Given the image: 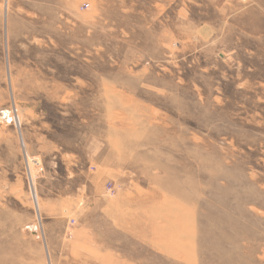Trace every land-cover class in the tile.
<instances>
[{"label":"rangeland","instance_id":"374dc122","mask_svg":"<svg viewBox=\"0 0 264 264\" xmlns=\"http://www.w3.org/2000/svg\"><path fill=\"white\" fill-rule=\"evenodd\" d=\"M0 264H264V0H0Z\"/></svg>","mask_w":264,"mask_h":264},{"label":"bare ground","instance_id":"6f19581e","mask_svg":"<svg viewBox=\"0 0 264 264\" xmlns=\"http://www.w3.org/2000/svg\"><path fill=\"white\" fill-rule=\"evenodd\" d=\"M36 201V200H35Z\"/></svg>","mask_w":264,"mask_h":264}]
</instances>
